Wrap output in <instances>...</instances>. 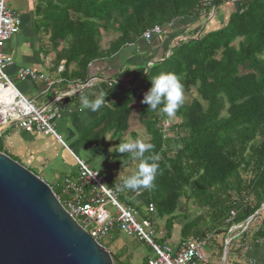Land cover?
<instances>
[{"label":"trees","instance_id":"obj_1","mask_svg":"<svg viewBox=\"0 0 264 264\" xmlns=\"http://www.w3.org/2000/svg\"><path fill=\"white\" fill-rule=\"evenodd\" d=\"M227 1L232 0H49L47 7L35 10L34 28L49 37L53 50L63 46L58 61L75 65L73 78L84 85L93 63L113 59L156 27L162 34L155 38H160L189 21L207 20ZM235 1L237 11L223 27L201 34L197 30L147 70L138 68L131 88L119 86L108 98L100 121L84 136L100 142L112 134L126 142L138 111L139 123L151 137L148 144L153 145L144 156H159V170L149 189L133 191L122 182L125 193L120 197L124 202L135 197L146 210L154 206L151 221H164L162 242L178 223L183 200L197 212L183 217L187 223L181 242L227 234L264 205V0ZM161 72L176 73L184 85V104L171 118L142 103L151 80ZM166 119L172 124V136L164 140L161 123ZM123 155L118 165L138 161L139 166L130 153ZM61 192L55 191L57 196ZM261 218L255 240L264 238V216L254 219ZM231 251L241 253L232 244ZM113 259L115 264L114 255Z\"/></svg>","mask_w":264,"mask_h":264},{"label":"crops","instance_id":"obj_2","mask_svg":"<svg viewBox=\"0 0 264 264\" xmlns=\"http://www.w3.org/2000/svg\"><path fill=\"white\" fill-rule=\"evenodd\" d=\"M19 1L20 8L16 12L20 14L22 20L21 32L4 48V53L14 61V65L7 70L8 76L13 80L19 92L30 99L37 108H42L52 102L55 91L61 96L69 93V96L56 104L60 109V114L54 120L53 125L60 141L52 136L36 132L26 133L11 126L3 134L2 148L4 154L14 158L16 162L30 171H35L36 175L48 183L54 191H62L64 179H77L78 168L75 158L84 161L92 170L105 177L110 189L121 191L120 184L124 183L128 176L134 175L138 171V161H132L126 166L117 164L124 160L125 155L119 153L118 146L121 141L114 138L112 134L105 136L100 142L97 137L90 139L84 137L100 121L108 98L118 92L119 86L130 89V84L134 80L138 68L144 67L147 70L149 66L164 57L166 50L172 48L182 39L189 40V37L197 30L201 29L199 32L201 34L205 29L207 31L220 29L223 24L228 22L232 13L237 11V1H227L220 8L221 14L217 13L219 12L217 10L214 15L211 12L212 14L207 20L200 17L189 21L181 29L167 31L160 38L154 37L151 43H148L144 38L137 45H131L121 50L111 60L93 63L89 69L87 82L82 85L79 80L73 78L76 71L75 65L67 67L66 60L58 61L59 51L63 46L53 50L49 37L37 34L35 31V10L38 6L47 7L49 0ZM170 52L166 53V57ZM61 66H64V72L59 74L58 69ZM22 68H29L39 74H45L56 84L51 91L44 94L46 87L43 83L28 80L20 82L16 79L17 71ZM92 79L94 82L87 86ZM101 94H105V103L99 110L96 112H92L90 109L80 110L82 96L94 100ZM133 136L132 133L131 137ZM93 138L94 141H92ZM192 207L191 202L188 204L186 200L180 202L178 211L180 218L174 225L168 242L165 243L174 251L179 248L181 229L187 223L183 217L197 212ZM260 215L264 216V210L258 216ZM261 221L262 218L252 219L244 227L243 223L232 227L227 234L208 235L211 237V241L205 247L208 248L206 251L207 262L204 264H223L224 260H226L225 264H264V238L253 239V235L261 227ZM163 228L164 224L159 226L157 222L156 229L163 233L162 238L165 237ZM245 233H248L247 237H245ZM228 234L230 235V245L232 244L236 250H241V253L232 251L230 253L229 250V254L225 258ZM245 245L248 248L246 251L243 249Z\"/></svg>","mask_w":264,"mask_h":264},{"label":"built area","instance_id":"obj_3","mask_svg":"<svg viewBox=\"0 0 264 264\" xmlns=\"http://www.w3.org/2000/svg\"><path fill=\"white\" fill-rule=\"evenodd\" d=\"M8 1L0 0V98L4 96L5 100L10 98L14 100L10 105L11 113L6 116L0 114V129L11 124L20 131L36 132L52 136L60 141L53 125L60 114L56 104L68 97L69 93L61 96L55 91L52 102L37 108L30 99L19 92L7 74V70L14 65V61L4 53V48L10 40L20 34L22 27L20 14L7 7ZM161 34L162 30L156 27L146 32L144 38L150 42L153 37ZM63 72L64 66H61L58 73ZM16 79L20 82L28 80L43 83L46 87L44 94L51 91L56 84L49 76L29 68L19 69ZM171 127L172 124L169 121L161 123L164 140L171 138ZM75 160L78 168L77 179H64L62 195L57 198L66 212L93 240L100 244V241L110 232L116 230L147 244L155 255V258L149 259L147 264H204L207 262L205 247L211 241L210 236L181 242L175 251L166 244H157L153 240L158 232L156 224L150 220L138 221L136 209L119 201L121 194L119 189H110L105 177L92 170L84 161L77 158ZM107 207L111 210H107ZM154 210V206L149 205L146 212L151 215L155 212ZM231 217H235V212H231ZM159 235L163 237L162 232H159ZM243 249L246 251L248 248L245 245Z\"/></svg>","mask_w":264,"mask_h":264},{"label":"water","instance_id":"obj_4","mask_svg":"<svg viewBox=\"0 0 264 264\" xmlns=\"http://www.w3.org/2000/svg\"><path fill=\"white\" fill-rule=\"evenodd\" d=\"M8 127L0 129V138ZM263 210L264 205L242 226ZM229 250L228 234L225 258ZM0 264H114V259L66 212L48 183L0 152Z\"/></svg>","mask_w":264,"mask_h":264},{"label":"clouds","instance_id":"obj_5","mask_svg":"<svg viewBox=\"0 0 264 264\" xmlns=\"http://www.w3.org/2000/svg\"><path fill=\"white\" fill-rule=\"evenodd\" d=\"M104 103L105 94H101L94 100L82 96L80 110L90 109L96 112ZM142 103L148 105V108L153 111L159 108L160 113L168 118L174 117L184 104V85L181 78L174 72H161L154 76L150 89L144 94ZM164 122L167 123L168 120ZM118 148L119 153H130L132 159L140 161L138 171L124 180L123 187L133 191L152 188L159 170L157 163L159 156L145 157L144 153L151 150L153 145L139 140H128L121 143Z\"/></svg>","mask_w":264,"mask_h":264},{"label":"rangeland","instance_id":"obj_6","mask_svg":"<svg viewBox=\"0 0 264 264\" xmlns=\"http://www.w3.org/2000/svg\"><path fill=\"white\" fill-rule=\"evenodd\" d=\"M20 1L19 0H9L7 7L13 11L16 12L20 7ZM39 7V6H38ZM37 7V8H38ZM36 8V9H37ZM220 8H222V6L219 7L217 13L221 14L220 12ZM215 9L212 11L214 15ZM210 14V15H211ZM210 17V16H209ZM225 24L222 25V27ZM193 96L196 97V93L195 90L193 91ZM170 121L172 123L175 122L174 119H170ZM132 133H134V136L131 137ZM136 135V136H135ZM125 140H139L143 143H149L151 137L150 135L147 133L146 129L139 123L138 120V111L136 110L131 121H130V128L129 131L125 134ZM12 158V157H11ZM14 160V158H12ZM15 161V160H14ZM31 172H33L34 174H36L35 171L31 170ZM115 188V187H114ZM118 187H116L115 189H117ZM125 192H122L121 194H124ZM125 198V197H124ZM124 199H119V201L121 203L126 202L127 205H131L133 207H137L135 208L138 215H137V220L138 221H142V220H150L152 219V215L148 214L146 212V209L144 207H139L137 201L134 198H130V199H125V202L123 201ZM107 210H111L110 207L106 208ZM162 222V223H161ZM158 221V225L162 226V224H164V221ZM158 227V226H157ZM164 238H162L159 235V232H157L156 236L153 238V240L157 243V244H165L166 242H168V239H166L165 242H162ZM100 245L109 250L112 255H114L117 259V262L115 264H144L146 263L149 259H153L155 258V255L153 253V251L147 246V244H145L144 242L139 241L137 238H131L128 237L127 235L123 234L122 232L119 231H112L110 232L107 237H105L103 240L100 241ZM208 248V247H207ZM207 248H205V252L207 251Z\"/></svg>","mask_w":264,"mask_h":264},{"label":"bare ground","instance_id":"obj_7","mask_svg":"<svg viewBox=\"0 0 264 264\" xmlns=\"http://www.w3.org/2000/svg\"><path fill=\"white\" fill-rule=\"evenodd\" d=\"M13 100H14V98H10L8 100H5L4 96H2L0 98V107H2L0 110V114L2 116H6V115L11 113L10 105L12 104ZM3 103H5V104H3Z\"/></svg>","mask_w":264,"mask_h":264}]
</instances>
